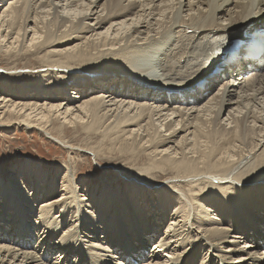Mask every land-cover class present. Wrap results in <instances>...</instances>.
<instances>
[{
    "label": "bare ground",
    "instance_id": "obj_1",
    "mask_svg": "<svg viewBox=\"0 0 264 264\" xmlns=\"http://www.w3.org/2000/svg\"><path fill=\"white\" fill-rule=\"evenodd\" d=\"M0 10V53L45 74L33 92L0 86V129L124 162L114 160L123 185L88 203L67 163L58 198L59 172L50 180L30 161L20 183H0V264H264V35L231 52L264 33V0H0ZM64 71L71 84L51 86ZM20 225L36 241L15 246Z\"/></svg>",
    "mask_w": 264,
    "mask_h": 264
},
{
    "label": "rangeland",
    "instance_id": "obj_2",
    "mask_svg": "<svg viewBox=\"0 0 264 264\" xmlns=\"http://www.w3.org/2000/svg\"><path fill=\"white\" fill-rule=\"evenodd\" d=\"M1 12L2 10H0V13ZM63 41L65 42H63V44L59 47L60 49L65 48L66 44L69 43V42H66V40H63ZM8 56L9 55H6V54L4 55L0 53V86L3 84L6 86H10L11 88H13L14 86H17V89L24 88L25 86L26 87L29 86L30 88L31 87L33 88L34 86L38 85L41 79L44 78L45 74L43 73L41 74V72H38L36 70V66L38 65L36 59L35 60L32 59L30 61H27V58L23 60L22 59L15 60V59L9 58ZM34 66L35 68H33ZM88 69L84 68V69L76 70V71L79 74L92 71L90 67ZM71 75H72L71 72L64 71L60 73L59 80L57 78V75H55L53 79L49 81V83L51 82L50 83L51 86H54V85L57 86L59 84H62L61 80L64 79L67 81L66 84H71L70 82V78H72ZM236 77L238 76H235V78ZM75 79H79V77L78 78L76 77ZM32 88H31V92H33ZM14 91L18 92L19 90H14ZM24 92L26 94L27 91H24ZM73 145H75V143H73ZM75 146L80 147L78 145H75ZM104 151L105 152L102 153V155L100 154L102 156L101 157L102 159L99 160V158H96V161H98L96 162L93 156L88 155L84 151H78L73 154H70V153L67 154V152L64 149L57 146L56 144L50 141H46L45 138L43 140L37 131H34L33 134H29V133L24 132L21 129L11 130L7 132H4L3 129H0V183H3L4 185L5 184L8 185L9 182L12 183L13 185H16L15 182L20 183V181L22 180V176L20 175L21 174L20 172L26 167L27 162L30 161L31 163L33 162L31 169L33 170L42 169V173H44L45 171L48 177H50V180L52 179L54 180V178L57 176V179L55 180V183H56L55 193L53 194L52 197L58 198L60 196L59 194V191L61 189L60 181H61L62 174H63L62 167L60 166L69 165V167H73V168L77 167L78 169L77 172H79V174L77 173V175L75 176L76 178L73 181H74V184L78 186V188H79V185L82 183L83 186L79 188L81 190H79L80 192H77V194L80 198L82 197L85 198L86 199L85 203H88L90 201V198H92L93 196L95 197L96 195L99 196L102 193L103 188L105 187L106 189L110 188L109 190L112 191L116 189L118 186L121 187V185H123L120 183H121V179L124 176L121 177L122 175H119V173H116L117 169L115 167L116 162L121 161L122 163H124L122 155L117 154L118 151L116 152L113 149H111L109 152L107 149ZM65 163H67L68 165ZM57 171L59 172L58 175H56ZM72 178H74V176ZM13 179H16V180L14 181ZM84 179H86L85 184L82 181ZM107 183L110 185V187H108ZM30 191L31 190L29 189L28 192ZM1 197L2 196L0 192V200H1ZM24 203H29L33 206L39 205V202L32 203V202L25 201ZM2 206L3 205L0 201V208ZM9 210H10V207H4L5 214L7 213V215H5V218H7L11 222V225L8 228V232H11L13 228L17 227L16 226L17 219L14 216L8 214ZM37 210H39V208H37ZM52 213L53 212L50 213L51 216H53ZM17 232L18 234H16ZM26 232L27 231L24 229L22 225H20L17 228V231L15 232V236H16L15 241L17 242L14 241L15 246L16 244L18 245V243L21 244L28 237H33L32 241H36L35 236H32V234H27L28 232L27 233ZM1 235H4V234H1ZM99 236L101 237V235ZM72 241L73 242L71 245H73L74 243L76 244V241L74 239ZM148 246L150 247V244ZM149 249H150L149 250L150 252L151 248ZM73 253H76V251ZM148 254L146 255L147 258L149 257ZM160 256L162 257L163 254H161ZM66 258H69V257L67 256ZM73 259L74 258H71V260Z\"/></svg>",
    "mask_w": 264,
    "mask_h": 264
}]
</instances>
